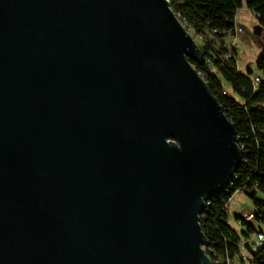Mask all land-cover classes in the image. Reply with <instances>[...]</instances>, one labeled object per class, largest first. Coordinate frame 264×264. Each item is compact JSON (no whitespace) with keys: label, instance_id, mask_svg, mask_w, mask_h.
<instances>
[{"label":"water","instance_id":"water-1","mask_svg":"<svg viewBox=\"0 0 264 264\" xmlns=\"http://www.w3.org/2000/svg\"><path fill=\"white\" fill-rule=\"evenodd\" d=\"M168 0H0V264H212L236 125Z\"/></svg>","mask_w":264,"mask_h":264},{"label":"trees","instance_id":"trees-1","mask_svg":"<svg viewBox=\"0 0 264 264\" xmlns=\"http://www.w3.org/2000/svg\"><path fill=\"white\" fill-rule=\"evenodd\" d=\"M173 12L198 35L206 39L201 50L204 62L190 59L206 81L211 93L235 125L243 163L227 190L211 200L202 218V229L213 253V261L235 258L240 252L242 237L228 222V206L236 193L249 196L256 208L264 209V54L257 61L261 82L256 88L253 72L238 69V51L228 46L227 39L237 27V14L243 7L253 11L258 26L264 31V0H168ZM211 33L210 40L206 34ZM226 86L230 88L228 93ZM236 95L240 100H238ZM237 215V219H240ZM253 232V229H250ZM254 264H264V251L256 254Z\"/></svg>","mask_w":264,"mask_h":264},{"label":"rangeland","instance_id":"rangeland-1","mask_svg":"<svg viewBox=\"0 0 264 264\" xmlns=\"http://www.w3.org/2000/svg\"><path fill=\"white\" fill-rule=\"evenodd\" d=\"M180 22L202 50L205 47L206 39L198 35L185 21L180 20ZM237 25L241 27L243 31L236 36L229 37L228 42L230 44H228V46H232L238 51V69L242 73H247L251 70L255 76L261 75L256 64L258 59L264 54V31L259 28L255 13L246 7L239 10L237 14ZM206 37L210 40L213 39V35L208 32ZM226 89L228 93H231L228 86H226ZM234 96L240 100L236 95ZM257 198L264 200V194L258 193ZM228 211L230 216L228 222L230 226L238 230L234 222L235 216L239 215L242 211L246 213L253 212L254 204L249 196L243 192H239L231 199Z\"/></svg>","mask_w":264,"mask_h":264},{"label":"built area","instance_id":"built-area-1","mask_svg":"<svg viewBox=\"0 0 264 264\" xmlns=\"http://www.w3.org/2000/svg\"><path fill=\"white\" fill-rule=\"evenodd\" d=\"M242 31H243L242 28L237 25L235 30L230 33V37L236 36ZM252 79H253L254 86L257 88L261 82V77L254 76ZM240 148L242 150V155H243V149L241 146ZM228 187L225 190H227ZM210 204H211V200L205 202V206H206L205 211ZM205 211L202 215H200V226L201 227H202L201 222H202V218L205 215ZM239 215L241 218L237 219V216H235L234 222L236 226L238 227V230H235V231L243 239L242 243L240 244V252L237 253L236 257L233 259L227 258L225 260L213 261L211 259V253H213V248H211L210 243H209L208 247L203 246L202 248L207 254V256L209 257V259L211 260L212 264H254L253 263L254 256L264 251V209H259L254 206L253 212L246 213L242 211L240 212ZM250 229H253V232H250Z\"/></svg>","mask_w":264,"mask_h":264},{"label":"crops","instance_id":"crops-1","mask_svg":"<svg viewBox=\"0 0 264 264\" xmlns=\"http://www.w3.org/2000/svg\"><path fill=\"white\" fill-rule=\"evenodd\" d=\"M236 20H237V19H236ZM227 43L230 44V43L228 42V39H227Z\"/></svg>","mask_w":264,"mask_h":264}]
</instances>
